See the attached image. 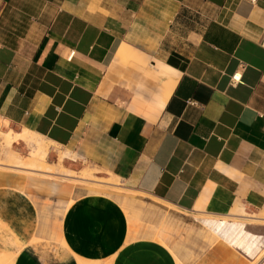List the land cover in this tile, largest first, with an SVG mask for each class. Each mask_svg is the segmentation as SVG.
I'll use <instances>...</instances> for the list:
<instances>
[{
	"label": "crops",
	"instance_id": "crops-1",
	"mask_svg": "<svg viewBox=\"0 0 264 264\" xmlns=\"http://www.w3.org/2000/svg\"><path fill=\"white\" fill-rule=\"evenodd\" d=\"M18 1L0 0V136L28 128L189 214L264 213V0H43L49 20L30 15L17 33ZM39 224L29 195L0 186V251L13 264H179L155 239L130 240L108 195L73 201L61 251L31 243ZM190 264L251 261L220 238Z\"/></svg>",
	"mask_w": 264,
	"mask_h": 264
},
{
	"label": "bare ground",
	"instance_id": "bare-ground-1",
	"mask_svg": "<svg viewBox=\"0 0 264 264\" xmlns=\"http://www.w3.org/2000/svg\"><path fill=\"white\" fill-rule=\"evenodd\" d=\"M0 137L2 138L1 140H3L4 138H10L16 141H19V140L24 141L26 144L31 146L30 153L33 154L36 160V162H33V163H26L23 161V155H20L19 157L21 160L19 159V161H17L13 165L0 164V172H2V174L4 173L3 174L4 179L5 177H7L8 179L12 178L15 183L13 184L16 186V188L22 187V189L24 190L35 189V190H38V192L47 191L46 193L49 192V196L52 199L56 200L55 203H57L60 206H65L66 210H68V208L73 203V201H75L77 198L83 195L104 194V195L111 196L112 198L117 200V202H120L121 205L126 210L128 218L131 223V231L132 230L136 231L139 226V222H137L139 219L135 217L136 215L135 212L137 211V209L138 210L140 209L143 212L152 213L155 216H158L159 218H161V222L159 224L158 223L149 224L145 230L144 229L142 230L144 232H141L140 234H138V237L152 238L155 240L158 239L157 241L161 242L162 244L164 243L172 244L171 243L172 241H174L173 242L174 244L175 243L178 244V239L176 238V240L175 239L172 240L173 238L171 236V232L175 227L180 229V234L181 232L183 234V232L185 231V228L187 227L193 228L195 226L201 229H211L212 230V229H217V228L223 229L225 224H228L230 226L232 225V227L234 228L230 220L226 218L223 219L222 217H219V216L192 215L189 213L187 214L183 212L182 210H180V208L177 207L178 205L176 206L174 204L165 202L166 200H161V198H157L155 197V195L154 196L149 195L145 193V191L144 192L133 191V190L125 188V186L123 187V185L119 186V184L116 186V184L111 183V181L108 182V181H103L101 179L100 180L93 179L89 176L87 177L86 173L79 174V173H76V171H74L75 172L74 173L73 171H71L72 169H68V170L67 169L66 170L65 169L64 170L52 169L46 166L45 156L49 150L48 147L45 145V142H47V139L35 133H32L28 128H24L22 131H14L9 128L8 131L6 132L3 131ZM50 142L51 141H49V143ZM35 171H38V173ZM2 174L1 176H3ZM29 179H31L37 184L41 183L40 185H42L43 188L39 187L37 184L32 185L31 184L32 181L30 180L31 182H29ZM7 184L10 185L9 183ZM14 185L13 187H15ZM31 186H34V187H31ZM245 220H246V222H244L245 225L244 224L241 225L240 224L241 222L236 220V222H238L237 223L238 227H235L234 231L240 232V229H241L240 226H245L247 229L246 230L247 233L250 234L253 237V239L255 237L261 239V242L257 245V247H255L256 243H254L253 247L250 249V252L253 255H255V258H253L251 264H255L256 262L260 261V258L264 254V224L263 225L261 224L262 225V227L260 226L261 230L257 232L254 229L257 228L256 226H258V224L252 221L255 219H245ZM39 221H40L39 233L32 238L31 240L32 244H36L42 240H46V241L52 240L51 238L50 240L48 239V235H47L48 233H46V231L51 232L52 237L55 240L57 241L64 240V237L62 234L63 221L58 222L52 219L51 217H48L45 221L43 218H40ZM167 225H169L167 230L165 232H161L162 226H167ZM41 226H43V228ZM41 230H44L45 232L42 231L43 233H40ZM165 233L168 236L167 238L168 240H164V239L162 240V238H164L163 234ZM15 257L16 256L12 252L7 253V252L0 251V260L8 259L10 263L13 264ZM77 259L79 261V264H82L81 263L82 259L79 257H77ZM83 262L85 263V261ZM88 262H90V260ZM95 263H92V264H95ZM258 264H264V260Z\"/></svg>",
	"mask_w": 264,
	"mask_h": 264
},
{
	"label": "rangeland",
	"instance_id": "rangeland-1",
	"mask_svg": "<svg viewBox=\"0 0 264 264\" xmlns=\"http://www.w3.org/2000/svg\"><path fill=\"white\" fill-rule=\"evenodd\" d=\"M50 1H53V3H55V5H58L60 3L59 1H61V0H50ZM17 3L22 5L21 6L22 9L17 10V12L13 14L14 17H16L15 18V21L17 23L16 26H18L17 27L18 30H15V32H17V33H19L18 31H27L28 32V30L29 31L31 30V27L29 25V20H28L30 18V15H33V16L41 15L40 19L43 21H46V20H49V18L52 16V13H53V11H52L53 7H51V9L47 13L46 12L45 13L40 12L41 8L43 6V0H20ZM28 8H32V10H34V12L29 13L28 11H26ZM36 10L39 11L40 14L39 13L36 14L35 13ZM187 17L191 18L193 20H197L198 21V24H196L197 28L198 29L201 28V24L204 22V18L201 19L200 14H197L196 12H194L190 15H187ZM193 24H195V22H193ZM19 25H20V28H19ZM36 31H38V29ZM39 31H40V29H39ZM184 31H188V29H184ZM1 139L2 138L0 137V164L13 165L17 161H19L20 155H23V161L26 163L36 162L33 154L30 153L31 146H29L28 144H27L28 147L26 148V150H24L23 152H20L17 148H13V144H14V142H16V140L10 139V138H4L3 140H1ZM45 145L49 149V145L47 144V142H45ZM50 147H51V145H50ZM62 156H63V158H62ZM45 159H46V166H48L52 169H61V170L72 169L71 171H73V172L76 171V173H79V174L80 173H86L87 177L89 176L93 179H99V180L101 179L103 181H108V182L111 181V183H115L116 186L118 184H119V186L121 185L120 180L114 179L112 176L100 173L96 168H93V167H91L85 163L77 161L75 155H72L69 151L64 152L60 148H55V149H53V151H51V148H50L48 150L46 156H45ZM35 172L38 173V171H35ZM0 173L2 174V172H0ZM1 174H0V180H1L0 186H12L13 187V185L15 184L14 180L12 178L8 179L7 177H5V179H4V175H3L4 173L2 174L3 176H1ZM10 180H11V182H10ZM30 180L31 179H29V182L32 181V180L31 181ZM33 182L34 181H32V183H31L32 185L37 184V183H35V182L33 183ZM7 183H9L10 185H8ZM40 184L41 183H39L37 185L39 187H42V185H40ZM38 186H36V187H38ZM31 187H34V186H31ZM18 189L22 190L27 195H29V197L36 204L37 209L39 211V219L43 218L45 221L48 217H51L52 219H54L58 222L63 221V218H64L67 210L65 209V206H60L57 203H55L56 200L52 199L49 196V192L48 193H46L47 191H43V192L39 191L38 192V190H35V189L24 190V189H22V187H20ZM139 210L137 209V211L135 212L136 213L135 217H137L139 219V220L137 219L138 220L137 222H139V227L141 229L145 230L149 224H155V223L159 224L161 222V218H159L158 216H155L154 214L149 213V212H143L141 210L139 212ZM62 211H64V212H62ZM55 212H56V214H55ZM143 214H144V216H143ZM192 215H195V214H192ZM245 215H247L248 217H251V218H255L256 221L252 220V221H254V223L258 224V226H256L257 228L254 229L255 231L258 232L259 230H261V227L264 224V220L261 221L259 219L261 216H264V213L248 212V214H245ZM204 216H207V215H204ZM247 216H244V217H247ZM244 217L242 216L240 218H237V217L231 216V217H222V218L223 219L226 218V219L230 220L231 224H233V226L235 228V227H238V225H237L238 222H236V220L241 222L240 223L241 225H243V224L245 225L244 222H246V220L244 219ZM146 218H147V220H146ZM41 227L43 228V226H41ZM168 227H169V225L162 226L161 232H165ZM240 227H241L240 232H237V231H234L235 229L232 227V225L230 226L228 224H225L223 229L217 228V229H212V230L211 229H201V228H199V227L197 228V226H195L193 228H190V227L185 228V231L183 232V234H182V232L180 234V229L175 227L171 232V236L173 238L172 240H174V239L176 240V238L178 239V244H176V243L174 244L173 243L174 241L171 242L172 244H170V243H168V244L164 243V244L166 246H170L169 248L172 251L174 257L176 258V260L179 264H190L192 261L196 260L214 242H216L220 238H225L226 240H228V242H230L235 248L240 250L248 258L250 257L249 259L252 262L253 258H255V255H253L250 252V249L253 247L254 243H256L255 247H257V245L261 242V239L256 238V237L253 239V237L247 233V231H246L247 229L245 226H240ZM42 231L45 232L44 230H41L40 233H43ZM53 232H54V230H53ZM130 232H131L130 233V240L134 239L135 237L136 238L138 237V235L135 233L134 230H132ZM46 233H48L47 234L48 239L50 240V238H51L52 240H50V241L42 240V241H39L37 243L40 245L43 244L44 250L47 249V250H50V252H53V250H55V252H58V251H61V249H63V246L67 247L66 242H64V240H61V241L59 240L60 241L59 242L52 237L51 232L46 231ZM179 234H180V236H179ZM163 236H164V238H162V240L163 239L168 240L167 239L168 236L166 233L163 234ZM156 240H158V239H156ZM263 260H264V254L260 258V261L256 262L255 264H258V263L262 262ZM83 261H85V260H81L82 264L95 263L92 261H90V262L85 261V263H84ZM0 264H11V263L8 259H2V260H0ZM97 264H99V263H97Z\"/></svg>",
	"mask_w": 264,
	"mask_h": 264
},
{
	"label": "built area",
	"instance_id": "built-area-1",
	"mask_svg": "<svg viewBox=\"0 0 264 264\" xmlns=\"http://www.w3.org/2000/svg\"><path fill=\"white\" fill-rule=\"evenodd\" d=\"M232 84H240L243 82V74L240 70L234 72L231 76Z\"/></svg>",
	"mask_w": 264,
	"mask_h": 264
}]
</instances>
